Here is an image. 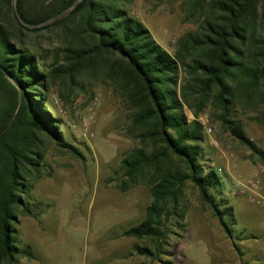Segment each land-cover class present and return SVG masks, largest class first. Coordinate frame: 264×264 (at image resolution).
<instances>
[{
	"label": "trees",
	"instance_id": "1",
	"mask_svg": "<svg viewBox=\"0 0 264 264\" xmlns=\"http://www.w3.org/2000/svg\"><path fill=\"white\" fill-rule=\"evenodd\" d=\"M77 1L16 0V10L23 23L40 25ZM135 3L86 0L30 33L17 24L12 0H0V264L31 257L20 248L17 226L20 217L35 215L32 191L47 173L48 155L82 158L64 137L51 98L68 105L74 91L87 93L88 82L112 87L128 121L124 133L133 147L121 161L117 188L145 185L150 193L144 219L123 232L153 244L136 246L138 254L158 255L167 223L185 228L180 199L187 183L233 241L234 210L220 197L199 118L209 113L210 124L264 165L238 115L250 109L264 126V0H181L182 22L193 28L172 52L133 14Z\"/></svg>",
	"mask_w": 264,
	"mask_h": 264
},
{
	"label": "rangeland",
	"instance_id": "2",
	"mask_svg": "<svg viewBox=\"0 0 264 264\" xmlns=\"http://www.w3.org/2000/svg\"><path fill=\"white\" fill-rule=\"evenodd\" d=\"M180 1L136 0L133 7V14L169 52L193 28L182 22ZM87 90L74 91L68 105L51 98L65 124L64 137L82 158L56 153L46 158L47 173L32 191L35 215L19 218L20 248L31 257L20 258L18 264H264V165L210 124L209 113L199 118L205 126L204 147L221 179L220 197L234 210L235 222H229L233 241L187 183L180 199L185 228L167 223L158 255L138 254L136 246L153 250V244L123 232L144 219L151 197L145 185L117 188L121 161L133 147L124 133L126 114L112 87L88 82ZM245 111L239 109L238 115L247 137L264 152V126L253 120L250 109Z\"/></svg>",
	"mask_w": 264,
	"mask_h": 264
},
{
	"label": "water",
	"instance_id": "3",
	"mask_svg": "<svg viewBox=\"0 0 264 264\" xmlns=\"http://www.w3.org/2000/svg\"><path fill=\"white\" fill-rule=\"evenodd\" d=\"M86 0H78L71 8H69L67 11L62 13L59 17H57L54 20H50L46 23L40 24V25H28L23 23L20 18L18 17L17 10H16V0H12V8H13V16L17 22V24L22 27L25 31L30 32V33H35V32H40V31H45L46 29L50 28L60 20L66 18L67 16L73 14L76 12L84 3ZM3 128L0 133L4 130Z\"/></svg>",
	"mask_w": 264,
	"mask_h": 264
},
{
	"label": "built area",
	"instance_id": "4",
	"mask_svg": "<svg viewBox=\"0 0 264 264\" xmlns=\"http://www.w3.org/2000/svg\"><path fill=\"white\" fill-rule=\"evenodd\" d=\"M207 132H208V133L211 132V129L208 128V129H207ZM261 201H262V203L264 204V196L262 197V200H261Z\"/></svg>",
	"mask_w": 264,
	"mask_h": 264
},
{
	"label": "crops",
	"instance_id": "5",
	"mask_svg": "<svg viewBox=\"0 0 264 264\" xmlns=\"http://www.w3.org/2000/svg\"><path fill=\"white\" fill-rule=\"evenodd\" d=\"M264 192V191H263Z\"/></svg>",
	"mask_w": 264,
	"mask_h": 264
}]
</instances>
